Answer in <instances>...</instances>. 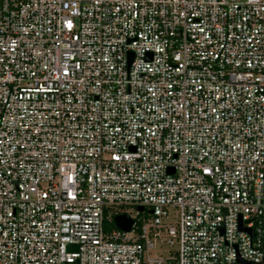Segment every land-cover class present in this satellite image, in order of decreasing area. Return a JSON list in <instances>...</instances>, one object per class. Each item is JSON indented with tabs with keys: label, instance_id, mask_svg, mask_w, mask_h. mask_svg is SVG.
<instances>
[{
	"label": "built area",
	"instance_id": "built-area-1",
	"mask_svg": "<svg viewBox=\"0 0 264 264\" xmlns=\"http://www.w3.org/2000/svg\"><path fill=\"white\" fill-rule=\"evenodd\" d=\"M241 262L264 264V0H0V264Z\"/></svg>",
	"mask_w": 264,
	"mask_h": 264
},
{
	"label": "water",
	"instance_id": "water-1",
	"mask_svg": "<svg viewBox=\"0 0 264 264\" xmlns=\"http://www.w3.org/2000/svg\"><path fill=\"white\" fill-rule=\"evenodd\" d=\"M139 210L141 211L142 209L139 208ZM114 224H115V227L120 230V231H123V232H128L130 230V227L132 225V221L125 215H119V216H116L114 219ZM242 264H249V263H244V262H241Z\"/></svg>",
	"mask_w": 264,
	"mask_h": 264
},
{
	"label": "rangeland",
	"instance_id": "rangeland-1",
	"mask_svg": "<svg viewBox=\"0 0 264 264\" xmlns=\"http://www.w3.org/2000/svg\"><path fill=\"white\" fill-rule=\"evenodd\" d=\"M160 249H161V251H163V253H164V252H165V250H166V248H165V247H161Z\"/></svg>",
	"mask_w": 264,
	"mask_h": 264
},
{
	"label": "trees",
	"instance_id": "trees-1",
	"mask_svg": "<svg viewBox=\"0 0 264 264\" xmlns=\"http://www.w3.org/2000/svg\"><path fill=\"white\" fill-rule=\"evenodd\" d=\"M110 226H111V228H114V226H113L112 222H111Z\"/></svg>",
	"mask_w": 264,
	"mask_h": 264
}]
</instances>
